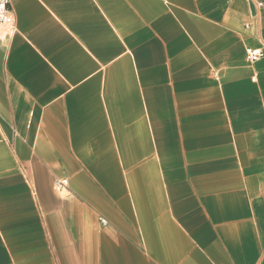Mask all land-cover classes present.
Segmentation results:
<instances>
[{
    "label": "crops",
    "instance_id": "crops-1",
    "mask_svg": "<svg viewBox=\"0 0 264 264\" xmlns=\"http://www.w3.org/2000/svg\"><path fill=\"white\" fill-rule=\"evenodd\" d=\"M261 1L11 0L0 264H264Z\"/></svg>",
    "mask_w": 264,
    "mask_h": 264
},
{
    "label": "built area",
    "instance_id": "built-area-1",
    "mask_svg": "<svg viewBox=\"0 0 264 264\" xmlns=\"http://www.w3.org/2000/svg\"><path fill=\"white\" fill-rule=\"evenodd\" d=\"M254 2L259 8L263 7L261 0H248ZM15 27V16L11 7V0H7L4 5L3 13H0V33H11ZM264 56L262 49H248L247 60L250 63L259 61ZM57 189L62 190L68 187L67 181H60L57 183ZM104 223V222H103Z\"/></svg>",
    "mask_w": 264,
    "mask_h": 264
},
{
    "label": "clouds",
    "instance_id": "clouds-1",
    "mask_svg": "<svg viewBox=\"0 0 264 264\" xmlns=\"http://www.w3.org/2000/svg\"><path fill=\"white\" fill-rule=\"evenodd\" d=\"M6 2H7V0H0V13H3L4 5Z\"/></svg>",
    "mask_w": 264,
    "mask_h": 264
}]
</instances>
